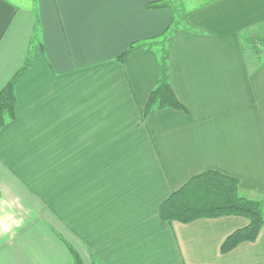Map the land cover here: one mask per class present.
I'll use <instances>...</instances> for the list:
<instances>
[{
  "label": "crops",
  "instance_id": "0c3cea01",
  "mask_svg": "<svg viewBox=\"0 0 264 264\" xmlns=\"http://www.w3.org/2000/svg\"><path fill=\"white\" fill-rule=\"evenodd\" d=\"M161 3L0 0V90L29 59L0 130V264H71L70 250L83 264H264V225L221 253L245 218L158 216L206 171L264 208V62L242 41L264 36V0L187 10L166 44L184 111L142 119L158 55L118 59L172 27V6L151 8Z\"/></svg>",
  "mask_w": 264,
  "mask_h": 264
},
{
  "label": "trees",
  "instance_id": "16d2710c",
  "mask_svg": "<svg viewBox=\"0 0 264 264\" xmlns=\"http://www.w3.org/2000/svg\"><path fill=\"white\" fill-rule=\"evenodd\" d=\"M166 4V5H165ZM172 5L161 3L152 5V9ZM173 7V6H172ZM174 22L172 27L160 40L149 43L134 44L119 57L123 61L130 53L139 49H155L159 59L160 75L152 92L148 97L146 108L142 119L151 111L165 109H176L184 111L182 105L176 99L169 81L168 52L166 44L178 26L182 18H177L174 7ZM244 45L251 47L257 56L260 48H264V36L243 37ZM29 66V59L25 65L13 76V78L0 90V130L7 121L14 119V85L25 73ZM159 219L166 223L179 222L188 224L198 219H214L227 216H238L245 218L248 225L229 235L221 245V253H227L243 242L255 240L260 228L264 225V216L259 201L242 197L239 194L238 181L234 178L222 175L215 171H206L191 178L179 190L172 192L170 196L159 206ZM72 255L71 264H83L80 257L70 250Z\"/></svg>",
  "mask_w": 264,
  "mask_h": 264
},
{
  "label": "rangeland",
  "instance_id": "374dc122",
  "mask_svg": "<svg viewBox=\"0 0 264 264\" xmlns=\"http://www.w3.org/2000/svg\"><path fill=\"white\" fill-rule=\"evenodd\" d=\"M166 2L170 3L174 7L176 13L178 14L177 18H183L187 10H190L196 5L205 3L206 0H166ZM249 47L250 46H248V48ZM250 51L254 55L256 61H258L259 63L264 62V48H260V53L257 56L253 53L251 47H250ZM262 210L264 216V208Z\"/></svg>",
  "mask_w": 264,
  "mask_h": 264
}]
</instances>
